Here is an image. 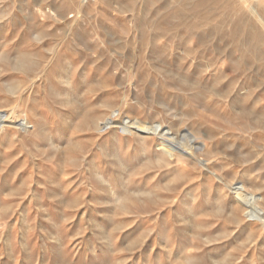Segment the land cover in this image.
Instances as JSON below:
<instances>
[{
  "label": "rangeland",
  "instance_id": "rangeland-1",
  "mask_svg": "<svg viewBox=\"0 0 264 264\" xmlns=\"http://www.w3.org/2000/svg\"><path fill=\"white\" fill-rule=\"evenodd\" d=\"M1 113L0 264H264V0H0Z\"/></svg>",
  "mask_w": 264,
  "mask_h": 264
},
{
  "label": "bare ground",
  "instance_id": "bare-ground-1",
  "mask_svg": "<svg viewBox=\"0 0 264 264\" xmlns=\"http://www.w3.org/2000/svg\"><path fill=\"white\" fill-rule=\"evenodd\" d=\"M150 44V42H142L140 43L141 48H145L146 45ZM129 47L134 45L132 42L128 44ZM143 81V80H142ZM116 111V110H115ZM114 112V111H113ZM117 113V111H116ZM112 113L104 122H101L98 124V129L100 130H108V129H117L120 128L124 133H131L130 129H132L134 126L133 123H131L130 120L125 121L124 123H119L118 119H116L119 114ZM9 118L6 114L1 113L0 114V127L3 126L8 122ZM96 121V120H95ZM22 126H26L25 123L21 124ZM137 131L141 133H145L146 135H153L161 139L162 142V151L164 152V158H175L177 155L190 158L194 160L193 162H197V164L205 165L206 161H202L197 156L200 152H203V147H196V138L191 137H182L176 133L174 130H171L169 128L163 127L161 124H156L152 127H149L147 124H141L137 123ZM189 135V134H188ZM200 145V144H199ZM168 156V157H167ZM182 158V157H181ZM186 158V159H187ZM189 160V159H188ZM191 160V162H192ZM196 164V165H197ZM201 165L199 167H201ZM244 187L237 188L236 194L239 199L243 198ZM244 206L247 207L249 210L248 215L249 217H253L254 220L257 219L258 222H260L264 226V211H258L255 208H253L248 201L244 200ZM242 210V209H241ZM247 216V215H246ZM252 219V218H251Z\"/></svg>",
  "mask_w": 264,
  "mask_h": 264
}]
</instances>
